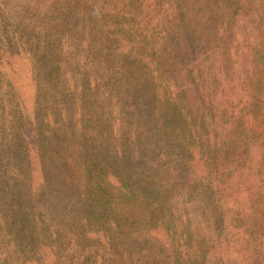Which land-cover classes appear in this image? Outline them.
Segmentation results:
<instances>
[{"label": "rangeland", "instance_id": "1", "mask_svg": "<svg viewBox=\"0 0 264 264\" xmlns=\"http://www.w3.org/2000/svg\"><path fill=\"white\" fill-rule=\"evenodd\" d=\"M175 1L0 0V264H155L141 223L159 198L145 191L164 185L175 220L199 235L215 239L222 207L247 261L248 197L214 205L202 191L208 175H231L227 148L236 181L239 167L263 172L258 120L239 127L243 108L264 113L247 63L254 0H180L182 26Z\"/></svg>", "mask_w": 264, "mask_h": 264}, {"label": "trees", "instance_id": "2", "mask_svg": "<svg viewBox=\"0 0 264 264\" xmlns=\"http://www.w3.org/2000/svg\"><path fill=\"white\" fill-rule=\"evenodd\" d=\"M175 2V10L172 9L173 12L170 14L175 15L176 13L178 18L176 22L178 25L182 26L184 23H186L183 21V19L187 17L188 11L185 10L186 17L184 14L181 15V11L185 7L180 3V0H176ZM251 9L257 12V19L255 18V22L258 24L253 26L251 25L252 27L250 29L245 28V31L253 34L255 39V43H252V45L249 44L251 50H247L250 54L247 63L249 64V60L251 59V64L253 67H255L254 71L256 75L260 77V82H262L264 85V0H254L251 5ZM241 37L242 34L239 33V38ZM188 85H190V88L188 89L191 92L194 90V88L198 89L195 81H192V83H189ZM239 99L240 102H243L242 95H239ZM213 111L214 110H212V113ZM156 112L158 113V111ZM246 113L247 111L245 108H243V111L240 112L239 116H243V120L246 122L239 123V127L243 126V128L249 129L250 125H254L251 121L258 120L259 127H261L260 136L264 138V113L257 117L253 114L251 115ZM241 118H239V122L242 120ZM213 123V126L215 127H218V125L221 124L223 131L228 130L225 129V127H227V125H225V119L219 120L217 117H214ZM243 131V129H239V132ZM218 139L219 137H217V140ZM225 151L229 155L228 160L230 163H227V165L232 171L231 175L229 176L226 174L224 181H222V174L225 170L221 173H218L219 170L217 169V174H210V176H207V179H202L207 181L205 182L206 184L204 183L203 185L204 191L202 192L204 194H209L211 200H214V205L215 202L217 204L220 203L224 192L228 194L232 193L234 195L239 194V196L246 195L248 197L247 202L241 208L240 213L242 219H240L239 216V227L242 234V241L239 240L240 248H243V254H247V261L242 262L241 258H239V264H264V220L260 218L264 217V160L261 162L260 166V169L263 170V172L254 173V171H250L246 174H243V169L239 167V180L236 181L237 178L235 179L236 175H234L235 170H233L236 164L233 165L234 163L231 161L234 158L230 156L233 155L234 152L232 150H228V148L225 149ZM202 157L203 156L201 152L195 155V160L198 164L203 163L204 160H202ZM255 157L258 158V156ZM211 163H213V161H211ZM218 174H220V176ZM245 176L249 179V182L244 188L240 186L238 187L237 183H239V185L241 183L243 184L245 181L243 177ZM129 179L128 182H131V178ZM195 182H197L196 179ZM224 182L227 186L224 185ZM170 187L168 185H164L161 186L159 188L160 190L158 189L157 191H145V196L146 194L150 195L151 192L154 197L159 195L157 202L147 201L148 203L146 204V213L144 214L145 216L141 223L147 229V232H149L150 235L155 234L157 237L156 239L153 237V235H149V238L151 241H153L152 244L157 245L158 248L156 252L154 251L155 255H153V257L159 261L155 262V264H237V250L233 248L235 242L232 240L231 235H227L225 232V227L222 228L224 223L223 220L225 219L222 214L223 211L219 209L222 207H217V209H215L213 212V214H215V218L211 221V229L215 234L212 238L215 239L213 240L211 238H207L204 234L199 235V228L192 232L191 229L187 227V225H184L179 220H175L177 218H175L176 214L173 207L171 204H168L166 198L165 200L163 199L167 194L166 191L171 192ZM222 187H228L227 191H223L225 188ZM190 188L191 186L189 189ZM138 192L141 191L138 190ZM130 193L132 194L134 192L131 191ZM155 207L158 208L156 209ZM153 209H156L157 212ZM108 222H111L112 224L114 223L110 218L108 219ZM100 240L102 241V239ZM101 241H98L97 243L101 244ZM100 249L102 250V248ZM80 262L87 263L85 259L80 260Z\"/></svg>", "mask_w": 264, "mask_h": 264}]
</instances>
